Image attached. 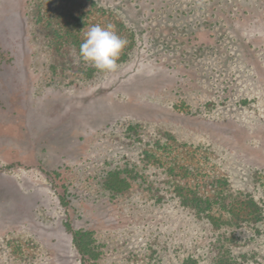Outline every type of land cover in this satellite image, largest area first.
Wrapping results in <instances>:
<instances>
[{"label": "rangeland", "instance_id": "374dc122", "mask_svg": "<svg viewBox=\"0 0 264 264\" xmlns=\"http://www.w3.org/2000/svg\"><path fill=\"white\" fill-rule=\"evenodd\" d=\"M95 1L136 37L115 71L74 49L59 69L34 0H0V264H81L76 230L85 264H264V0ZM175 142L259 217L184 205L153 160ZM114 169L124 193L102 187Z\"/></svg>", "mask_w": 264, "mask_h": 264}, {"label": "trees", "instance_id": "16d2710c", "mask_svg": "<svg viewBox=\"0 0 264 264\" xmlns=\"http://www.w3.org/2000/svg\"><path fill=\"white\" fill-rule=\"evenodd\" d=\"M34 2L33 21L42 25L47 31L52 51L58 57L55 63L59 65L57 66L59 69H62L63 62L71 50L74 49L80 53L79 49L85 40V33L96 24L113 25L116 33L127 40V46L122 50L117 65L125 64L131 59L136 43L134 32L117 14L98 7L95 0H34ZM11 13H13L12 18L15 16L14 11ZM3 59L5 55L0 48V69L3 68ZM90 66L91 71H101L93 65ZM89 69L90 67H87V71ZM145 69L148 68L145 67ZM52 70L56 71L55 65ZM88 74L92 75L93 72ZM7 79L3 77L1 82L4 83ZM186 147L176 142L169 144L163 149L165 154L163 157L159 156L160 152L153 159L166 166L169 171L167 174L176 180L173 191L184 205L204 216L215 227L249 222L259 217L261 207L258 203L253 199L235 198L225 193L226 178L216 173L208 177L206 175L208 171H204L206 167H201L200 163L194 159V155L189 154L196 148L192 147L193 150L188 151ZM189 147L191 149V146ZM102 187L108 192L120 194L130 188V181L120 169L109 170L103 177ZM71 235L80 263L85 264V255L91 253L88 251L93 239L86 238L89 236L86 230L71 231ZM213 264L227 263L219 260Z\"/></svg>", "mask_w": 264, "mask_h": 264}, {"label": "clouds", "instance_id": "9594fccd", "mask_svg": "<svg viewBox=\"0 0 264 264\" xmlns=\"http://www.w3.org/2000/svg\"><path fill=\"white\" fill-rule=\"evenodd\" d=\"M127 40L118 35L113 25L96 24L85 33V40L80 45V56L101 71H115L122 50Z\"/></svg>", "mask_w": 264, "mask_h": 264}]
</instances>
